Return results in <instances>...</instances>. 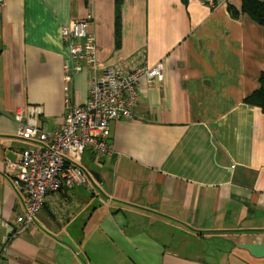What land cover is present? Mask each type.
Instances as JSON below:
<instances>
[{
	"label": "crops",
	"instance_id": "crops-1",
	"mask_svg": "<svg viewBox=\"0 0 264 264\" xmlns=\"http://www.w3.org/2000/svg\"><path fill=\"white\" fill-rule=\"evenodd\" d=\"M240 5L4 0L0 264H264V113L243 102L264 72V26ZM80 18L96 37L98 68L74 76L73 102H85L90 77L107 67L125 73L161 62L164 79H140L134 118L110 123L111 154L85 152V182L47 194L23 228L16 219L24 194L12 184L11 163L40 143L17 135L13 112L37 107L44 130L61 127L60 27ZM85 160L97 162L99 180Z\"/></svg>",
	"mask_w": 264,
	"mask_h": 264
},
{
	"label": "built area",
	"instance_id": "built-area-1",
	"mask_svg": "<svg viewBox=\"0 0 264 264\" xmlns=\"http://www.w3.org/2000/svg\"><path fill=\"white\" fill-rule=\"evenodd\" d=\"M227 2L204 0L212 8ZM3 6L4 0H0V13ZM60 35L67 50V62L63 66L65 112L61 127L44 130L36 119L41 113L37 107L17 108L13 112L18 123L17 135L40 143L22 150L19 160L11 163L15 171L12 184L24 194L23 212L16 219L23 228L33 222L47 194L57 192L63 185L85 182V152L101 158L111 154L110 123L134 118L131 109L138 104L140 79L144 77L148 83L164 79L161 62L151 67L138 66L125 73L107 67L100 77H90L85 102H73L70 86L74 76L85 69L97 70L98 47L95 35L88 30V18L61 25ZM28 114L31 120H25Z\"/></svg>",
	"mask_w": 264,
	"mask_h": 264
},
{
	"label": "trees",
	"instance_id": "trees-1",
	"mask_svg": "<svg viewBox=\"0 0 264 264\" xmlns=\"http://www.w3.org/2000/svg\"><path fill=\"white\" fill-rule=\"evenodd\" d=\"M120 2L115 8V36L119 44V14ZM228 10L233 17L238 16L237 10L229 5ZM240 14H246L255 23L264 26V0H241ZM243 102L258 107L264 113V72L258 78V87L243 98Z\"/></svg>",
	"mask_w": 264,
	"mask_h": 264
},
{
	"label": "rangeland",
	"instance_id": "rangeland-1",
	"mask_svg": "<svg viewBox=\"0 0 264 264\" xmlns=\"http://www.w3.org/2000/svg\"><path fill=\"white\" fill-rule=\"evenodd\" d=\"M86 161V164H85V167L87 169V171H94L95 173H97V162L95 161L94 163H90V160H85ZM215 239H212L211 242H214ZM191 255L192 257H206V255L203 253V254H189Z\"/></svg>",
	"mask_w": 264,
	"mask_h": 264
},
{
	"label": "water",
	"instance_id": "water-1",
	"mask_svg": "<svg viewBox=\"0 0 264 264\" xmlns=\"http://www.w3.org/2000/svg\"><path fill=\"white\" fill-rule=\"evenodd\" d=\"M92 176H94V178H96V180H99V177H98V175L96 173L92 172Z\"/></svg>",
	"mask_w": 264,
	"mask_h": 264
}]
</instances>
